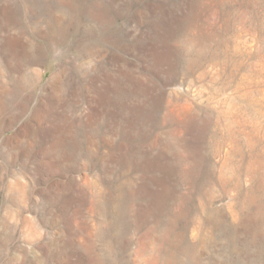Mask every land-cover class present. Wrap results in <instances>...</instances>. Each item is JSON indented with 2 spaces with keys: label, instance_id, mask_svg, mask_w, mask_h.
I'll return each mask as SVG.
<instances>
[{
  "label": "rangeland",
  "instance_id": "1",
  "mask_svg": "<svg viewBox=\"0 0 264 264\" xmlns=\"http://www.w3.org/2000/svg\"><path fill=\"white\" fill-rule=\"evenodd\" d=\"M0 264H264V0H0Z\"/></svg>",
  "mask_w": 264,
  "mask_h": 264
}]
</instances>
